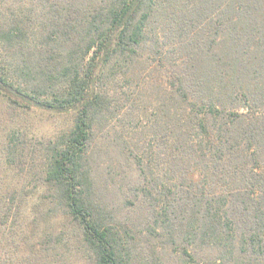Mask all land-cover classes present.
Wrapping results in <instances>:
<instances>
[{"label":"trees","instance_id":"obj_1","mask_svg":"<svg viewBox=\"0 0 264 264\" xmlns=\"http://www.w3.org/2000/svg\"><path fill=\"white\" fill-rule=\"evenodd\" d=\"M32 1L38 9L33 18L25 0H11L0 12V103L10 112H74L70 128L43 145L45 166L38 175L52 207L71 225L67 243L75 258L81 264H150L148 255L154 263L171 244L182 264H264V113L256 111L264 107V34L252 46L243 29L231 28L224 58L219 44L204 49L215 81L196 73L177 74L171 82L173 98L190 112L186 129L176 128L174 151L191 149L213 188L197 183L195 190L175 191L162 182V190H144L151 222L143 234L95 197L90 156L95 125L112 105L107 74L148 42L161 49L160 36L148 29L160 10L166 12L164 0ZM234 1L241 6L242 0ZM260 2L243 4L261 13ZM194 23L175 26L189 38L178 42L192 55L203 51L195 30H186ZM232 65L228 86L222 70ZM15 138L10 135L5 146L9 158L17 155ZM22 192L0 187V225L22 216L21 204H14Z\"/></svg>","mask_w":264,"mask_h":264},{"label":"rangeland","instance_id":"obj_2","mask_svg":"<svg viewBox=\"0 0 264 264\" xmlns=\"http://www.w3.org/2000/svg\"><path fill=\"white\" fill-rule=\"evenodd\" d=\"M10 1L0 0L1 14L7 12ZM243 1L240 6L234 0H164L166 12L160 10L148 29L160 36L161 49L155 50L148 42L137 56L125 63L117 62L107 74L112 105L107 118L95 125L90 156L94 195L136 232L144 234L151 222V207L143 197L144 190H162V182L175 191L182 187L195 190L197 183L204 184L205 191L213 188L210 173L202 168L198 158L190 157H197L191 149L184 151L186 155L174 151L176 128L186 127L190 112L173 98L171 82L177 74L192 78L196 73L203 80L215 81L212 58L204 49L209 44H219L223 46L220 56L224 58L233 27L243 29L241 34L250 45L260 42L259 37L264 34V0L257 5L261 13ZM25 2L33 18L38 9L32 0ZM232 18L238 21L232 24ZM184 20L195 21L194 27L186 30H195L202 53L189 54L178 42L189 39L186 34L176 33V24ZM190 59L195 60L194 67ZM233 68L234 65L222 70L227 74L224 82L228 86L234 82ZM256 111L264 113V107L259 104ZM73 118V111L10 112L0 103V187L23 190L24 196L14 203L21 204L22 216L0 225V264H81L67 243L71 225L52 207L38 175L45 166L43 145L48 138L54 139L57 133L70 128ZM12 134L17 137L12 147L17 146L18 150L9 158L5 146L11 144L8 137ZM192 139L197 140L194 133ZM141 246L148 249L143 240ZM178 252V247L170 244L154 263L152 256L147 258L150 264H182Z\"/></svg>","mask_w":264,"mask_h":264}]
</instances>
